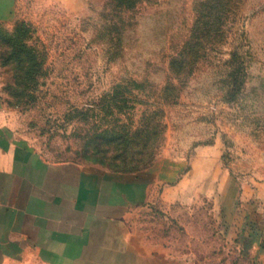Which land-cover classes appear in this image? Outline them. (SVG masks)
Wrapping results in <instances>:
<instances>
[{"label":"rangeland","instance_id":"374dc122","mask_svg":"<svg viewBox=\"0 0 264 264\" xmlns=\"http://www.w3.org/2000/svg\"><path fill=\"white\" fill-rule=\"evenodd\" d=\"M0 106L49 162L160 172L128 217L148 242L264 264V0H16Z\"/></svg>","mask_w":264,"mask_h":264},{"label":"crops","instance_id":"0c3cea01","mask_svg":"<svg viewBox=\"0 0 264 264\" xmlns=\"http://www.w3.org/2000/svg\"><path fill=\"white\" fill-rule=\"evenodd\" d=\"M15 6L0 0V19ZM159 179L49 162L17 138L0 106V264H193L128 225Z\"/></svg>","mask_w":264,"mask_h":264},{"label":"trees","instance_id":"16d2710c","mask_svg":"<svg viewBox=\"0 0 264 264\" xmlns=\"http://www.w3.org/2000/svg\"><path fill=\"white\" fill-rule=\"evenodd\" d=\"M16 41H13L12 42V48H11V56L12 58L18 60L19 59V56H18V48H17V45H16ZM130 150L126 151L124 155H122V160H121V164H123L124 166H130ZM128 157V158H127ZM127 158V159H126ZM155 160V154H151V156L148 158L147 161H143L142 164L143 166L146 168L148 166H150L152 164V162Z\"/></svg>","mask_w":264,"mask_h":264}]
</instances>
